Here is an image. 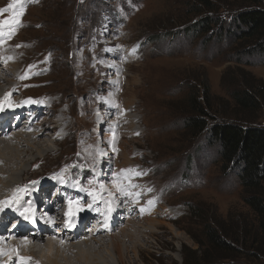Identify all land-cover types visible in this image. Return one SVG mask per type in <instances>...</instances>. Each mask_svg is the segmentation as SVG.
I'll return each instance as SVG.
<instances>
[{
  "label": "rangeland",
  "instance_id": "obj_1",
  "mask_svg": "<svg viewBox=\"0 0 264 264\" xmlns=\"http://www.w3.org/2000/svg\"><path fill=\"white\" fill-rule=\"evenodd\" d=\"M244 6L238 0H0V22L23 8L19 26L0 23V54H8L0 55V73L21 78L9 81L17 88L0 104L21 97L51 104L36 121L45 133L46 119L57 122L67 114L64 132L46 139L54 153L46 151L34 166L36 156L29 155L36 159L27 167L32 176L22 180L59 181L52 177L63 173L88 204L100 195L102 207L113 199L134 216L113 233L121 255L105 226L98 229L102 247L90 245L93 264H183L184 252L199 251L198 242H205L202 230L210 223L242 242L260 239L238 172L223 171L220 147L208 139L212 125L234 119L229 94L243 87L244 74L264 84V58L246 55L248 43L230 36L232 19ZM205 19L214 32L198 31ZM191 98L209 113L207 129L197 137L186 131V121L195 117ZM256 116V126L264 127V110ZM56 136L61 140L55 143ZM99 209L79 213L85 218ZM128 222L135 228L132 240L121 232ZM90 223L96 222L86 227ZM19 225H4L2 235L12 237ZM249 251L219 264H264V252ZM74 255L67 253L79 264Z\"/></svg>",
  "mask_w": 264,
  "mask_h": 264
},
{
  "label": "bare ground",
  "instance_id": "obj_2",
  "mask_svg": "<svg viewBox=\"0 0 264 264\" xmlns=\"http://www.w3.org/2000/svg\"><path fill=\"white\" fill-rule=\"evenodd\" d=\"M1 54L5 55H3V57L8 55L4 51L3 53L1 52ZM15 61L16 60H12V66L13 64L15 66ZM4 68H8V65ZM9 69H11V67H9ZM9 74L10 76L2 77V74L0 73V103L3 102L6 97L10 98V96H13L15 89L17 88L12 84L9 85V81L12 82V80L21 79L20 76H16L13 71H9ZM28 99L29 97H26L25 99L21 97L19 101L15 99V101L12 100L9 102L10 100H8L11 107L3 106L5 111L0 113V128L3 131L0 132V202H14V206L17 208L27 207L28 203H30L34 207L33 219L35 222L33 223L32 220H24L23 217L19 215L18 211H13L11 208L5 207L2 211H0V238L7 236L6 239H0V264H30V259L36 260L35 264H73L71 263V259H69L70 256H67L68 252L75 254L72 258L76 259L79 264H93L96 259L91 256V254H88L89 252L92 253L90 245L95 243L96 246L98 245L102 247V244H100V241L96 240V237L104 230V226L106 229L105 232L111 237L115 251L121 255L122 247L120 246V241L117 237L115 238L113 236V233L116 232L120 226H123V222H120L121 220H126L127 217H134L131 211H129L130 213L128 210L125 211V208H122V205L121 207L116 205V200L114 201L113 199L107 203L108 205L106 208L102 207L101 204L104 203L102 201L103 197L98 195L97 191H92L91 194H95L96 196L98 195V199L97 197L95 198V202L97 199V203H94L93 200L94 204H90L93 208L97 205V207L101 210L99 209V212L94 215L88 214L85 218L80 217L79 219H83V222L94 219L91 221H96V224L90 225L92 230L86 229L85 226L76 234L69 235L63 228H61V225L59 226L58 222L66 216L67 207H69L68 201L70 199L74 202H78V205L83 207L86 213L90 211L88 208L89 204L87 202V197H83L74 191H70L67 187L69 186V181L65 184H60L59 181H53L50 177V181L52 183L50 181H44V183H42L43 181H39L34 184L33 182L37 181H32L31 183L30 181L27 182L22 180V178L31 171V169L27 168L31 162L37 159L34 164H31L34 166L38 163L39 159L44 156L46 151L49 153L53 152L49 148L50 146L48 145V141H46L47 138H50L48 136H51V134L55 136L57 131L59 132L61 130L62 132L66 129L65 127H67L66 124L63 128L67 114L62 113L61 120H58L57 122L55 121V118L50 121L49 119L44 118L46 119L44 129L48 128L50 132H41L43 128L36 127L38 124L36 121L39 120L40 122L39 117L43 115L45 111L49 112L51 104L46 107L40 102L30 104L24 103ZM7 122H9V128L4 129L5 123ZM34 125L35 128H33ZM41 137L42 139H40ZM60 140L61 139H58V136L52 138V141L55 143ZM29 155H35L36 159L31 161V157H29V160L27 158ZM31 176L32 175L28 176V178H31ZM63 178L69 180V177ZM58 185L59 194L68 193L71 195V198H69L67 202L64 201V197L62 195L55 198L52 204L58 205L59 212L57 213V211H55L56 208L51 206L52 204L50 206L47 205V202L52 200V187H56ZM110 191L115 194L117 192L115 186L111 187ZM10 199H13V201H10ZM98 205L101 206L99 207ZM103 212L105 213L104 218ZM120 215L122 216L121 219ZM19 217L21 218L20 220L17 219ZM43 218L45 220H43ZM49 218H51V220H49ZM86 218L87 220H85ZM135 219L136 218H134V220ZM70 220L73 221V216L70 217ZM17 221L20 222V225L13 231V236L11 237L8 234H4L3 236L4 225H7L8 223L18 224ZM128 224L126 226L124 225L123 229L121 228V232H123L126 240H132L133 234L130 233L131 231L129 232V230L133 229V225L129 222ZM39 226L43 229V231H36V227ZM55 226L57 229L59 228L60 231H57V229L54 228ZM133 230H135V228ZM98 238L101 240L103 239L101 237ZM10 245L11 247L9 248ZM85 249H88V251ZM121 258L122 257H120V259Z\"/></svg>",
  "mask_w": 264,
  "mask_h": 264
},
{
  "label": "trees",
  "instance_id": "obj_3",
  "mask_svg": "<svg viewBox=\"0 0 264 264\" xmlns=\"http://www.w3.org/2000/svg\"><path fill=\"white\" fill-rule=\"evenodd\" d=\"M245 6L232 19L230 36L240 43H248L243 51L248 56L264 58V6L262 0H238ZM204 34L214 32V23L205 19L199 30ZM243 87L230 92L234 104L235 117H224L208 130L209 143L220 147V160L223 171L238 172L243 189V200L254 213L257 228L261 234L242 242L230 235L220 224H206L202 230L205 242H198L199 251L184 252L183 264H219L239 256L244 250L264 252V127L256 126L259 111L264 110V84L252 74H244ZM251 79V80H250ZM254 81V82H252ZM207 107H211L210 92L205 93ZM191 113L186 121V131L197 137L207 129L206 116L209 113L197 100H189ZM240 117H237L239 116ZM243 117V118H242ZM258 118V119H257ZM248 239L250 236H247ZM248 241V240H247ZM214 252V254L212 253ZM188 254L192 256L188 258ZM257 254V253H256Z\"/></svg>",
  "mask_w": 264,
  "mask_h": 264
},
{
  "label": "snow or ice",
  "instance_id": "obj_4",
  "mask_svg": "<svg viewBox=\"0 0 264 264\" xmlns=\"http://www.w3.org/2000/svg\"><path fill=\"white\" fill-rule=\"evenodd\" d=\"M14 7V5L10 4L8 6V8H12ZM8 8L2 10V11H7ZM23 15V8H21L20 12L19 13H14L13 14V17L11 18V20H3L2 23L3 25H17L19 26V17ZM135 51V50H133ZM23 78V77H22ZM24 103L26 104H30V103H36L35 101H32L31 99L25 101ZM9 107H11V105H9ZM5 111V108L3 107L2 104H0V113H3ZM123 171H132V170H123ZM52 179H57L59 180L60 183H65L64 179H63V173H60V174H57L55 176L52 177ZM34 184L35 183H38V182H33ZM78 182L74 181L72 183V186H76ZM103 187V185H101V188ZM81 191H85L87 192V189L85 188H81L80 189ZM121 191L123 192V189H121ZM89 195H91V193L89 192L88 193ZM94 202H95V198H94ZM68 205H69V211L65 214L66 216H75L78 212H82L84 211L83 207H80L78 205V202H74L73 200H69L68 201ZM11 208L13 211H18L19 212V215L21 217H23L24 220H32L33 223L35 222L34 219H33V216H34V207L28 203V206L27 207H22V208H17L14 206V202H9V201H4V202H0V211L3 210V208ZM88 208L91 210V211H98V208H93V206L91 204L88 205ZM143 211V210H141ZM49 220H51V218H49ZM70 226H74L72 224H70ZM17 256H18V253H17ZM20 259H23V258H20Z\"/></svg>",
  "mask_w": 264,
  "mask_h": 264
}]
</instances>
